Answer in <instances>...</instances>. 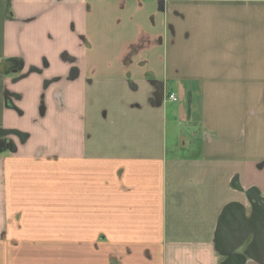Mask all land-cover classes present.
Masks as SVG:
<instances>
[{
  "label": "crops",
  "instance_id": "1",
  "mask_svg": "<svg viewBox=\"0 0 264 264\" xmlns=\"http://www.w3.org/2000/svg\"><path fill=\"white\" fill-rule=\"evenodd\" d=\"M0 130V264H264V0H0Z\"/></svg>",
  "mask_w": 264,
  "mask_h": 264
},
{
  "label": "water",
  "instance_id": "2",
  "mask_svg": "<svg viewBox=\"0 0 264 264\" xmlns=\"http://www.w3.org/2000/svg\"><path fill=\"white\" fill-rule=\"evenodd\" d=\"M163 3H161V8L163 9ZM3 136V134L0 133V137ZM22 136V134H21ZM249 196V200L252 203L253 209H259L264 211V201L260 198V196L258 195L256 190H251L248 194ZM231 207L227 208L225 211V214L229 211ZM223 222L221 221V224ZM228 245L226 243H219L217 242V247L219 248L221 254H223L224 257H226V259L224 260V262L222 264H245V262L247 261V258L251 257L253 259H255L257 262H259L260 264H262L263 261V255L261 256H253L251 253H254V245L250 246V248H248V250L242 254H238L236 251L239 248V244H237L236 246H233L232 248L228 249L227 247Z\"/></svg>",
  "mask_w": 264,
  "mask_h": 264
},
{
  "label": "flooded vegetation",
  "instance_id": "3",
  "mask_svg": "<svg viewBox=\"0 0 264 264\" xmlns=\"http://www.w3.org/2000/svg\"><path fill=\"white\" fill-rule=\"evenodd\" d=\"M21 62H17L15 66V71H20L21 70ZM59 80H53L51 82H45L44 87L46 90H48L52 85L58 84ZM59 94V95H58ZM62 91L60 90L57 95L61 96ZM45 111V108H43ZM0 133L3 134V136L0 137V154L5 151V152H16V144H23L27 141L28 136L26 134H22L20 132L14 131V130H9V131H4L0 130ZM22 134V136H21Z\"/></svg>",
  "mask_w": 264,
  "mask_h": 264
},
{
  "label": "rangeland",
  "instance_id": "4",
  "mask_svg": "<svg viewBox=\"0 0 264 264\" xmlns=\"http://www.w3.org/2000/svg\"><path fill=\"white\" fill-rule=\"evenodd\" d=\"M181 124H183V125H181V131H187V133L190 132L189 129H190L191 125H193L194 128H196V129H199V126H200V125L197 126V124L195 125V124H189V123H186V124L181 123ZM194 128H193V129H194ZM187 133H186V134H187ZM200 134H201V132L198 131L197 138H199ZM194 138H196V137H194ZM196 140H197V139H196Z\"/></svg>",
  "mask_w": 264,
  "mask_h": 264
},
{
  "label": "built area",
  "instance_id": "5",
  "mask_svg": "<svg viewBox=\"0 0 264 264\" xmlns=\"http://www.w3.org/2000/svg\"><path fill=\"white\" fill-rule=\"evenodd\" d=\"M169 99L172 100L173 102H177L178 101V98L174 94H171L169 96Z\"/></svg>",
  "mask_w": 264,
  "mask_h": 264
}]
</instances>
